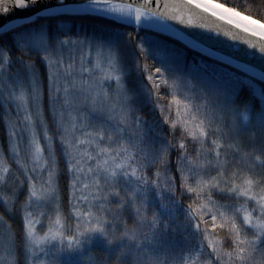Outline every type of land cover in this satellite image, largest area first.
I'll return each mask as SVG.
<instances>
[{
  "label": "snow or ice",
  "instance_id": "1",
  "mask_svg": "<svg viewBox=\"0 0 264 264\" xmlns=\"http://www.w3.org/2000/svg\"><path fill=\"white\" fill-rule=\"evenodd\" d=\"M0 264H264V0H0Z\"/></svg>",
  "mask_w": 264,
  "mask_h": 264
}]
</instances>
